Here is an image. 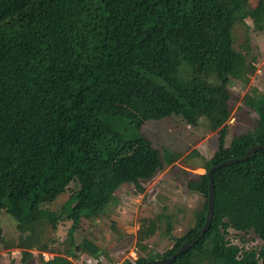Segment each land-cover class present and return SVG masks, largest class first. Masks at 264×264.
Here are the masks:
<instances>
[{
	"label": "trees",
	"instance_id": "1",
	"mask_svg": "<svg viewBox=\"0 0 264 264\" xmlns=\"http://www.w3.org/2000/svg\"><path fill=\"white\" fill-rule=\"evenodd\" d=\"M246 19L262 28L264 0L255 6L251 0H0V211L17 223L21 248L45 222L55 229L70 221L73 242L81 219L103 214L121 186L143 192L141 182L180 155L154 149L141 128L170 117L192 126L203 117L218 134L204 173L189 182L205 201L169 250L123 264L169 258L197 238L208 170L264 145V100L255 94L243 103L256 114V126L225 144L229 83H246L253 71L233 46V29ZM212 180L211 226L174 264H264V149ZM73 181L77 190L60 211L41 207ZM161 221L142 220L137 245ZM230 230L253 233L259 248L232 245ZM75 250L100 253L86 240ZM21 253V264H28L32 253ZM41 264L73 263L54 256Z\"/></svg>",
	"mask_w": 264,
	"mask_h": 264
},
{
	"label": "rangeland",
	"instance_id": "2",
	"mask_svg": "<svg viewBox=\"0 0 264 264\" xmlns=\"http://www.w3.org/2000/svg\"><path fill=\"white\" fill-rule=\"evenodd\" d=\"M251 4L255 6L256 0H251ZM232 33L234 49L246 55L253 71L246 83L233 79L229 83L231 115L227 122L226 146L233 136L256 126L257 116L244 105V96L255 94L264 100V22L258 29L246 19L244 24H237ZM141 133L154 149L179 154V159L172 164L164 163L151 180L141 182L143 192L133 185L121 186L115 192L116 201L103 214L81 219L73 242L68 237L70 221L58 222L55 229L45 222L35 225L28 235L29 247L23 249L19 246L17 223L0 211V264H21V252L25 250L32 253L28 264H41L54 256L68 258L73 264H123L126 260L134 261L148 254L160 255L169 250L173 238L181 237L193 226L194 214L204 204V198L189 189V182L204 173V161L217 149L218 134L210 131L203 117L198 118L195 126L181 117L147 121ZM77 187L76 181L69 183L52 203L41 207L60 211ZM158 216L162 221L154 235L137 245L142 220H154ZM84 240L98 247L100 253L90 256L75 250V246ZM226 240L243 251L258 249L261 244L253 233L230 231Z\"/></svg>",
	"mask_w": 264,
	"mask_h": 264
},
{
	"label": "water",
	"instance_id": "3",
	"mask_svg": "<svg viewBox=\"0 0 264 264\" xmlns=\"http://www.w3.org/2000/svg\"><path fill=\"white\" fill-rule=\"evenodd\" d=\"M264 149V145H255L251 147L244 156L240 158L230 159L226 160L224 162H221L215 166H212L208 172L207 177L209 179V189H208V196H207V209H206V218L204 225L202 229L197 233V238L194 240H190V243L183 244L171 257L161 260H154L149 261L146 264H174V261L177 259V257L181 256L189 247L194 245L198 239H200L202 236L206 234V232L209 230L213 218V207H214V196H215V190H214V184L212 180L213 174L218 171L221 168H224L225 166L242 163L249 159V157L256 151Z\"/></svg>",
	"mask_w": 264,
	"mask_h": 264
},
{
	"label": "built area",
	"instance_id": "4",
	"mask_svg": "<svg viewBox=\"0 0 264 264\" xmlns=\"http://www.w3.org/2000/svg\"><path fill=\"white\" fill-rule=\"evenodd\" d=\"M230 231H232V230H230ZM230 231H229V232H230ZM230 243H231V242H230ZM231 244H232V245H236V244H234V243H231ZM245 250H246V249H245ZM131 255H132V258L134 259V258H135V253L132 252Z\"/></svg>",
	"mask_w": 264,
	"mask_h": 264
}]
</instances>
